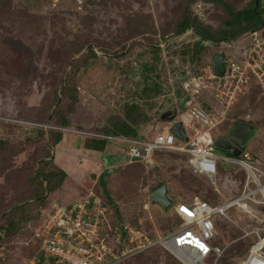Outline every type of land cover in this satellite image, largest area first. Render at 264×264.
Returning a JSON list of instances; mask_svg holds the SVG:
<instances>
[{
  "label": "rangeland",
  "instance_id": "rangeland-1",
  "mask_svg": "<svg viewBox=\"0 0 264 264\" xmlns=\"http://www.w3.org/2000/svg\"><path fill=\"white\" fill-rule=\"evenodd\" d=\"M200 1L203 9L196 8V4L190 6L188 0H0V225L8 224L12 217L13 224L18 222L14 234L3 231L0 264H31L36 255L41 256V240L36 233L43 230V215L58 201L67 203L86 195L88 189L75 180L85 186L93 185L97 174L105 170H98L96 162L107 171L113 169L105 177L124 219L121 224L130 223L150 236L182 224L174 209L163 210L152 203L150 193L160 183L166 184L169 196L179 202H191L198 197L218 203L241 192L245 170L222 160L215 186L205 177L194 175L186 157L175 150H162L152 157L153 166L142 162L139 167L121 164L122 156L111 147L102 152L85 151L79 158L71 152L72 144L83 145L92 132L87 131L89 128L97 129L94 120L109 128L112 118L122 114L131 105L127 104L131 99L141 105L144 101L152 103L154 94L145 91L148 77L167 85L174 73L173 61H188L184 54L172 53L181 46L175 42V47L162 46L161 41L164 36L182 32L180 24L187 14L202 10L204 17L198 14L200 21L196 26L216 30L228 19L226 6L236 11L254 2ZM190 28L178 35L188 34L186 40L192 47L202 40L196 28ZM260 29L264 36V26ZM192 39H197L195 44ZM250 41L247 35L228 51L239 59L241 47ZM157 43L161 52L154 50ZM91 47L95 56L89 52ZM200 70L203 89L197 95L208 101L211 97L212 113L223 118L212 132L215 136L225 133L233 120H246L255 133L247 150L264 159V92L258 87L250 89L232 111L225 112L212 96L213 88L203 67ZM160 86L158 92L163 90ZM59 105L63 110L54 115ZM67 105L68 111L75 110L69 114L70 125L62 127L59 114L66 113ZM206 105L202 104L207 109ZM75 123H80L86 135L74 133L78 125ZM190 129L187 132L192 134ZM60 132L66 141L56 146L55 135ZM72 159L80 160L81 166L77 167L83 169L77 174L70 172L67 178L75 179L72 185L66 181L56 192L45 194L47 204L38 202L35 198L43 189L40 182H34V175L42 162L50 161L46 170L54 172L59 166L73 165ZM26 202L30 205L24 208L23 215H15L12 210L16 205ZM229 216L230 219L218 216L216 221L215 236L224 253L216 262L214 256L204 264H242L257 240L255 233H246L259 228L264 235V206L258 207V218L235 208ZM106 224L116 229L119 220L109 213ZM111 235V243L117 244L120 232L112 230ZM144 251L122 264H171L158 249Z\"/></svg>",
  "mask_w": 264,
  "mask_h": 264
},
{
  "label": "built area",
  "instance_id": "built-area-1",
  "mask_svg": "<svg viewBox=\"0 0 264 264\" xmlns=\"http://www.w3.org/2000/svg\"><path fill=\"white\" fill-rule=\"evenodd\" d=\"M248 35L252 41L242 46L244 48L241 49L239 59L233 55V51L227 50L228 63L224 75H215L212 61L203 67L206 80L213 88L212 96L225 112L253 86H259L264 92V38L259 36L258 31ZM166 42L171 40L166 39L164 43ZM220 43L224 45L223 42ZM236 43H228L225 47H235ZM194 75L200 80L203 78L195 73ZM200 80L195 83L192 79L191 86L185 84L187 87L184 94H190L191 99L186 102L185 110L181 113L183 124L186 127H194L193 136L188 140H180L174 133L166 131L151 140H125L128 143L127 155L129 158H152L157 150L186 153L192 172L205 176L215 186L219 160L226 164L239 165L246 173L241 192L217 204L198 197L189 205L177 203L175 213L181 218L182 224L155 237L130 223H123L117 244L110 241L112 235L106 224V208L99 197L91 195L83 200L71 202L67 207L55 203L52 210L43 215V230L36 233L41 240L42 253L41 256L36 255L31 264H119L127 257L155 245L161 246L181 264H204L211 255L216 257V262L224 253L222 245L211 243L216 231L217 217L230 219L229 212L235 208L251 218H258V207L264 206V160L254 157L247 149L237 157L218 154L212 130L223 118L209 113L208 109L211 108H204L195 98L203 89ZM89 134L120 140L116 136H107L95 131ZM251 233L256 234L257 240L242 264H246L254 253L264 263V235L260 233L259 228L246 234Z\"/></svg>",
  "mask_w": 264,
  "mask_h": 264
},
{
  "label": "trees",
  "instance_id": "trees-1",
  "mask_svg": "<svg viewBox=\"0 0 264 264\" xmlns=\"http://www.w3.org/2000/svg\"><path fill=\"white\" fill-rule=\"evenodd\" d=\"M198 1L200 0H188V4L191 6L196 4ZM206 1L207 3H210L212 4L213 1L212 0H204ZM257 5V6H256ZM260 7L262 9V11H260ZM226 10L228 11L229 15H228V19L225 20L223 22V25H221L218 29L216 30H211V29H208L207 27H203L202 25H200L199 27L196 26L197 22L200 21V18L198 15L196 14H192V13H189L187 14L183 19H182V22L180 24V31H185L187 29H189L190 27L192 28H196L195 31L198 32L200 34V37L202 41L204 40H208V39H211V40H214L215 41V44L214 46H206V47H200L198 44L201 42L199 41V43H196L195 45H193L192 47H190V44L191 43H184L181 45V48L179 49H176V50H173L172 48V53H182L184 54L183 56H187L189 61H190V64H191V70L198 76H201L199 75V72H201V67H204L206 66L207 64L211 63L212 61V54L214 55L217 51L221 50L220 47H222L220 41L224 38H230L232 40H236L238 39V37H240L242 34L246 33V32H253V31H257L258 29V32H259V36L261 38H264V36L262 35L261 33V30L260 28L261 25H262V16L264 17V3L262 2V0H254V2L252 4H250L249 6L245 7V8H242V9H239V10H236V11H231L229 8H227L226 6ZM201 24V23H200ZM260 29V30H259ZM182 32H179L177 33L180 34ZM176 35V36H177ZM249 36V35H248ZM173 35L169 36V39H173ZM250 37V36H249ZM164 38L165 36L162 38V42H164ZM251 41H252V38H251ZM250 41V42H251ZM241 42V41H239ZM249 42V43H250ZM231 43V42H229ZM248 43V44H249ZM183 47V48H182ZM89 52H91V55H96L95 53V50L93 47L89 48ZM170 49V50H171ZM154 50L156 51H159L161 52V48L158 47L157 45H155L154 47ZM208 52L207 56L206 55H203L204 52ZM259 88V86H256V88ZM252 90L255 89V86H253L251 88ZM251 92V91H249ZM249 92H247L246 94H248ZM245 95V94H244ZM243 95V96H244ZM198 98L196 97V99L201 103V104H208L206 105L207 107H210L211 108V102H212V99L210 97L209 101L208 100H205L203 98L200 97V95H197ZM200 97V98H199ZM214 98V97H213ZM209 102V103H208ZM210 104V105H209ZM70 105H67V108H66V113L64 114H59L60 116V124L62 127H67L70 125V120H69V114L72 113L74 110L72 111H68V107ZM58 108L55 109V112H54V115L58 114L57 112L58 111H61L63 110V107L61 105L57 106ZM234 107V106H233ZM232 107V108H233ZM208 109V108H207ZM234 109V108H233ZM231 109V111L233 110ZM230 110V109H229ZM230 111V112H231ZM76 127V126H74ZM123 126L121 125V128L123 130ZM83 129L80 128L79 126L76 127V129H74V133L76 135H86L85 133H80L79 131H82ZM97 130V129H96ZM86 131V130H84ZM87 131H92L94 132L95 130H91V128H89V130ZM95 132H99L103 135H117V132L116 131H103L102 129H99ZM129 131H124L123 130V133L125 136H128L129 135ZM64 139V135L63 133H56L55 135V143L54 144H57L59 142H61L62 140ZM109 141L110 139L108 138H104V137H97V136H93V135H89L87 134V136L85 137L84 139V142H83V145H81V147H83L84 149H87V150H93V151H105L107 148H108V144H109ZM162 150H157L153 153V156H155V154H159V152H161ZM182 153L186 158H185V162L187 164V166L189 167L190 171L192 172L189 164H188V155L186 153H183V152H180ZM253 155V154H252ZM254 157H257L259 159H262L264 160L263 158L261 157H258L256 155H253ZM143 161H135V162H127L126 164H132V165H135L136 166H140L139 164H141ZM50 163V161H43L42 164H41V167L39 168V170L37 171L38 174L40 175H37V173H35L36 175H34V182H40L41 186H42V189H43V192L38 194L36 196V200L42 204H47L48 202L46 201L48 199V196L45 197V194H46V191L49 192V195L56 192L57 190H59L62 186H64V183L68 177V173L61 169V168H56L55 170L56 171H50V170H46V167L47 165ZM144 163V162H143ZM146 165H150V164H147L145 163ZM155 164V163H154ZM150 166H153V165H150ZM111 168H115V167H111ZM117 168V167H116ZM109 170V169H108ZM113 169H110L109 171H111ZM109 171H107V169H105L94 181L92 187L90 190H88L89 192L80 197V198H76V199H79V200H83L85 198H87L88 196H91V195H94V196H97L100 198L102 204L105 206L106 208V213H105V217H106V220L108 218V214L110 213L113 217H115L116 219L119 220V224H117L116 229H118L119 232H121L122 228H121V223L123 222V218L120 214V210H119V206L117 205L115 199L113 198V194L110 193V191L108 190V184H107V179L105 177L106 173H108ZM193 173V172H192ZM194 175H198V176H202V177H205L203 175H199V174H195L193 173ZM44 177V179H41V177ZM206 178V177H205ZM210 183V182H209ZM162 184L164 183H160L159 186H161ZM221 184V183H220ZM158 186V187H159ZM217 186V185H216ZM157 187V188H158ZM156 189V188H155ZM237 195V194H236ZM236 195H233L231 197H234ZM43 196V197H42ZM229 197V198H231ZM74 199V200H76ZM173 200V205L170 207V209H174L175 210V205L177 203H179V200L178 199H172ZM205 200V199H204ZM47 202V203H46ZM59 202V201H58ZM61 202V201H60ZM182 203H185L187 205H189L191 202H187V201H180ZM209 202V201H208ZM71 202H67V203H62L61 202V205L64 206V207H67L69 206ZM219 203V202H218ZM212 204H217V202L215 203H212ZM30 205L28 202L24 203V204H17L16 205V209H13V213H15V215H17L16 213H20V215L22 216L23 215V211H24V208L26 206ZM50 209V208H49ZM164 210V209H163ZM17 211V212H16ZM13 218L8 222V224H4V225H0V243H1V240H2V237H4V234H14L17 229V227H15V225L18 223V222H15L13 224ZM180 218V217H179ZM218 219H216L217 221ZM221 220V219H219ZM217 223V222H216ZM108 226V231L110 234H112V230H116L114 227L111 228L109 225ZM10 227V228H9ZM216 228H217V225H216ZM3 231H4V234H3ZM151 237H155V235H151ZM218 239H217V236H213L212 240H211V243L214 244V245H222L220 243H218ZM158 249L159 253L161 254H164V256L167 257V259H169V261L171 262V264H181L180 262H178L176 260V258H174L170 253L166 252L161 246L159 245H155L149 249H146V250H150V249ZM157 251V253H158ZM249 251V249H248ZM145 252L144 250L140 252L143 253ZM138 255V254H137ZM135 256L134 254L127 257L126 259H124L120 264L124 263L125 261L129 260V258ZM210 257H214L213 255H211ZM209 257V258H210ZM177 263H176V262Z\"/></svg>",
  "mask_w": 264,
  "mask_h": 264
},
{
  "label": "crops",
  "instance_id": "crops-1",
  "mask_svg": "<svg viewBox=\"0 0 264 264\" xmlns=\"http://www.w3.org/2000/svg\"><path fill=\"white\" fill-rule=\"evenodd\" d=\"M195 7L198 8L199 5L196 3ZM198 14H199V12L196 11V15H198ZM249 33L250 32H246V33L243 34V36L246 37ZM242 39L236 41L237 42L236 44H238L239 41H242ZM208 40H210V39H208ZM184 43H189V41L184 42ZM220 48H221V50L223 49V50H225L227 52V50H231L233 48V46H230V47L226 48L225 45H222V47H220ZM243 48L244 47H242L241 49H243ZM183 62H179L178 65L183 63ZM183 65H184L183 68L190 69L188 67V66L191 65L189 59H188V61H185ZM147 69H149V70L151 69L150 65L148 66ZM156 73L157 72L155 71V75H156ZM160 85H162V88H163V84L160 83V81L158 79H155V80L149 79V81H147V86L145 87L147 89L145 91L148 94L152 93V94H154V96H157V93L159 91V87H161ZM154 96L151 98L152 99V103H148L147 101H144V102H142V105L136 103L135 100L131 99L132 101L130 103H127V104H131V105H129V107H127V109L125 107V110H124V112L122 114L116 115V117L112 118L113 124H110L109 128L104 125V122H102V121L96 122L94 120V122H95L94 125L97 126V130L99 128V129H102L103 131H116L117 132V135H109V136H116L120 140H110L109 144H108V147H111L119 155L122 156L124 154H127V149H128V143L125 140H129V139L151 140L157 134L169 131V128L172 125V122L164 119V117L161 114L159 115V112L157 110L159 109V107H160L159 105H160L162 100L159 103V102H157L156 97L154 98ZM146 100H148V98H146ZM149 101H150V99H149ZM208 111L210 113L213 112L212 109H208ZM181 113L182 112H180L178 114V118L177 119H182L181 118ZM75 124H78L77 126H80V123H75ZM92 125H93V122L91 124V127H92ZM121 125L124 127L123 128L124 131H129L130 132L128 136H125L124 134H122L123 130L120 129ZM184 126H185V124H184ZM185 128H186V132H187V129L189 128V126L188 127L185 126ZM97 130L95 129V131H97ZM190 130H191L192 134L191 133L189 134L187 132L188 137H192L193 136L194 127H192ZM213 136L215 138V137L221 136V134H218V135L215 136V134L213 133ZM75 138H77V137H75ZM65 141L66 140L64 138L61 142L57 143L56 146H59L61 143L64 144ZM71 146H72L71 147V150H72L71 152L76 153L78 155L77 158H79L81 155L83 156L82 153L85 152V151H88V152H92L93 151V150L84 149L83 147H81V145L72 144ZM96 152H98V151H96ZM55 153H56V151H55ZM71 162H72L73 165H71L70 167L68 165L59 166L61 169L65 170L68 173V178H69L70 172H71V174H77V173H80L79 171L83 170L82 168H80V166H81L80 160L79 161L73 160ZM78 164L80 165L79 167H77ZM102 165L103 164H101L100 162H96L95 167L98 170H100L101 168L106 169ZM150 165H153V164H150ZM67 167H69V169H66ZM97 176H98V174H97ZM97 176H96V178H97ZM68 178L66 179V181L68 182V185L69 184L72 185V181L75 180V179H69L68 180ZM95 179H94V181H95ZM66 181H65L64 185L67 184ZM75 181L79 185H81L82 187L87 188L88 190H90L91 187H92V184L90 186H85L83 183L81 184L78 180H75ZM225 199H229V198H225ZM77 200H79V199H76V200H73V201H70V202H74V201H77ZM56 203L61 204L60 201L56 202Z\"/></svg>",
  "mask_w": 264,
  "mask_h": 264
},
{
  "label": "water",
  "instance_id": "water-1",
  "mask_svg": "<svg viewBox=\"0 0 264 264\" xmlns=\"http://www.w3.org/2000/svg\"><path fill=\"white\" fill-rule=\"evenodd\" d=\"M197 4L200 5L201 1H198ZM199 7L203 9L201 5ZM199 16L204 17L202 10L199 13ZM262 20L263 22H262L261 27L264 26L263 16H262ZM190 29L191 28L187 29L185 32L190 31ZM188 37H189L188 34L178 35L174 39V42L180 45L182 42L189 41V40H186L188 39ZM241 37H239L236 40H232L226 37L220 42H223L224 45H228L229 42H232V43L236 42L239 39H241ZM197 39H192L191 42L195 44ZM214 44H215V41L210 39L206 41H201L198 45L200 47H206L208 45L214 46ZM227 63H228V58H227L226 51L225 50L217 51L212 56V66H213V71L215 75L217 76L224 75ZM176 74L181 75L180 78H184V79H186V77H189V80H190L188 83L189 86L193 85L192 79L195 81V83H198L200 80L198 77L194 75V72H192L191 69H188L185 74L182 73L180 70H178L176 71ZM186 87H187L186 85H183L182 89H178L176 90V92L183 96ZM169 99H171V101L173 100L172 98H169ZM190 99H191V95L187 94L180 99V101L178 102V105L175 108L168 109V110L166 109L160 110L161 112H164V115H163L164 119L172 122V125L169 128V131L174 133L175 136L180 140H188L189 138L186 132V128L183 124V121L177 118H178V114L185 110V104ZM254 134L255 133H254L253 125L248 123L246 120L235 119L233 120V124L231 128L225 133H223L221 136L215 139V146L217 148V151H220L229 156L237 157L241 154L242 151L247 149L248 141L251 137L254 136ZM121 159H122L121 164L124 162H129V161L130 162L143 161L144 163H147V164L153 163L152 158H144L142 156H132L129 158L127 154L122 155ZM46 195H48V191ZM150 198L152 200V203L159 205L162 209H168L173 205V200L168 195V187L166 184H162L161 186L156 188L154 191H152L150 193Z\"/></svg>",
  "mask_w": 264,
  "mask_h": 264
},
{
  "label": "flooded vegetation",
  "instance_id": "flooded-vegetation-1",
  "mask_svg": "<svg viewBox=\"0 0 264 264\" xmlns=\"http://www.w3.org/2000/svg\"><path fill=\"white\" fill-rule=\"evenodd\" d=\"M200 36V35H199ZM167 38H169V36H167ZM166 38V36H165V38H164V41L167 39ZM199 40H200V38H199ZM164 43V42H163ZM161 44V43H160ZM183 43H181V45H182ZM155 45H158V43L157 44H155ZM163 45V44H162ZM173 46V47H175L176 45L174 44V42H166V43H164V46ZM181 45H179V46H181ZM179 62H183V61H180V60H178V59H175L174 61H173V71H174V73L171 75L170 74V76H169V78L167 79L168 80V84L167 85H165L164 83H162L163 84V90L162 91H160V92H158L157 93V96H155L156 97V100H157V102H159L160 103V101H161V103H160V107H159V109L157 110L158 112L161 110V109H166V110H168V109H173V108H175L177 105H178V102L180 101V99L182 98V97H184L185 95H187V94H184L183 96L181 95V94H179V93H177L176 92V90H178V89H182V87H183V85H185L186 83L188 84L189 83V77H186V79H184V78H180L181 77V75H177L176 74V71L179 69L182 73H186L187 72V70H188V68H183L184 67V62L183 63H181V64H179L178 65V63ZM189 68H191V65L190 66H188ZM168 73V72H167ZM149 79H152L151 77L149 78H147L146 79V82L147 81H149ZM137 80H139V77H137ZM170 81V82H169ZM185 93V92H184ZM169 98H172L173 100L171 101V99H169ZM174 103V104H173ZM209 108V107H208ZM164 115V112H159V115ZM232 126V125H231ZM231 126H230V128H231ZM227 131V130H226ZM222 135V134H221Z\"/></svg>",
  "mask_w": 264,
  "mask_h": 264
},
{
  "label": "bare ground",
  "instance_id": "bare-ground-1",
  "mask_svg": "<svg viewBox=\"0 0 264 264\" xmlns=\"http://www.w3.org/2000/svg\"><path fill=\"white\" fill-rule=\"evenodd\" d=\"M255 250H256V247L253 248L252 251L255 252ZM246 264H264V263H262L259 257L254 253L249 257V260L246 262Z\"/></svg>",
  "mask_w": 264,
  "mask_h": 264
},
{
  "label": "clouds",
  "instance_id": "clouds-1",
  "mask_svg": "<svg viewBox=\"0 0 264 264\" xmlns=\"http://www.w3.org/2000/svg\"><path fill=\"white\" fill-rule=\"evenodd\" d=\"M263 27V26H262ZM260 30V29H259ZM257 31H258V29H257ZM178 36V35H177ZM177 36H175V37H173V39H169V38H167L168 40H171V42H174V39L177 37ZM162 44H164V43H162ZM161 44H159V46H160ZM162 46H164V45H162ZM191 69V68H190ZM223 134V133H222ZM217 137H215V139H216Z\"/></svg>",
  "mask_w": 264,
  "mask_h": 264
}]
</instances>
